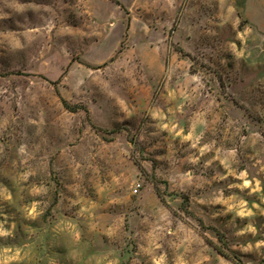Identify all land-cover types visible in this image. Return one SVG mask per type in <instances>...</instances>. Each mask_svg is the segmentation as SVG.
Returning a JSON list of instances; mask_svg holds the SVG:
<instances>
[{
    "label": "rangeland",
    "instance_id": "obj_1",
    "mask_svg": "<svg viewBox=\"0 0 264 264\" xmlns=\"http://www.w3.org/2000/svg\"><path fill=\"white\" fill-rule=\"evenodd\" d=\"M0 264H264V0H0Z\"/></svg>",
    "mask_w": 264,
    "mask_h": 264
}]
</instances>
